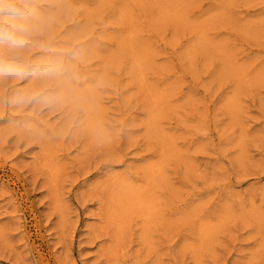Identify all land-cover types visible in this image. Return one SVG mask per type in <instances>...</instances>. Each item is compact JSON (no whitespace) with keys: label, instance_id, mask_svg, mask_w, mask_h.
Instances as JSON below:
<instances>
[{"label":"rangeland","instance_id":"374dc122","mask_svg":"<svg viewBox=\"0 0 264 264\" xmlns=\"http://www.w3.org/2000/svg\"><path fill=\"white\" fill-rule=\"evenodd\" d=\"M23 2L61 71L0 81V264H264V0Z\"/></svg>","mask_w":264,"mask_h":264},{"label":"clouds","instance_id":"9594fccd","mask_svg":"<svg viewBox=\"0 0 264 264\" xmlns=\"http://www.w3.org/2000/svg\"><path fill=\"white\" fill-rule=\"evenodd\" d=\"M37 19L35 8L23 0H0V81L54 77L61 71L57 64L31 59L35 47H44L37 42L41 34ZM28 99L18 94L11 103H24Z\"/></svg>","mask_w":264,"mask_h":264},{"label":"bare ground","instance_id":"6f19581e","mask_svg":"<svg viewBox=\"0 0 264 264\" xmlns=\"http://www.w3.org/2000/svg\"><path fill=\"white\" fill-rule=\"evenodd\" d=\"M156 100H158V98L156 97ZM161 168V167H160ZM159 173H160V171H159ZM135 190V189H134ZM132 192H134V191H132ZM129 194V193H128ZM127 194V195H128ZM136 196H137V194H135ZM128 196H130V195H128ZM135 196V197H136ZM140 196V195H139ZM134 197V196H133ZM128 198V197H127ZM131 200V199H130ZM140 200V199H139ZM146 203V202H145ZM133 204H134V202H133ZM136 204V203H135ZM210 229L211 228H209V227H207V228H205V231H204V234L206 233V234H208V233H211V231H210Z\"/></svg>","mask_w":264,"mask_h":264}]
</instances>
